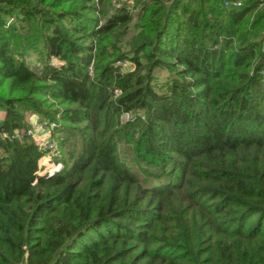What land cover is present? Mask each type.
<instances>
[{"label":"trees","instance_id":"16d2710c","mask_svg":"<svg viewBox=\"0 0 264 264\" xmlns=\"http://www.w3.org/2000/svg\"><path fill=\"white\" fill-rule=\"evenodd\" d=\"M224 1L0 0V264H264V0Z\"/></svg>","mask_w":264,"mask_h":264},{"label":"rangeland","instance_id":"374dc122","mask_svg":"<svg viewBox=\"0 0 264 264\" xmlns=\"http://www.w3.org/2000/svg\"><path fill=\"white\" fill-rule=\"evenodd\" d=\"M35 54L31 53V55L28 56V61L33 64V65H39V61L34 57ZM125 116V115H123ZM29 120L31 123L35 122V118L34 115L31 114L28 116ZM43 131H39L36 132L34 134V138L36 139V141H38L39 143H42L45 147L47 146V150L45 154H42L38 163L40 166V171H53L54 169L57 168V164L54 161L53 158V151H52V147L48 146V143L45 144V141L48 139V128H43ZM120 149L123 151H126V153L124 154L125 157L129 156L128 152L129 150L126 148V145L121 144L120 145Z\"/></svg>","mask_w":264,"mask_h":264},{"label":"built area","instance_id":"2783aa9c","mask_svg":"<svg viewBox=\"0 0 264 264\" xmlns=\"http://www.w3.org/2000/svg\"><path fill=\"white\" fill-rule=\"evenodd\" d=\"M224 3L225 4L233 3L234 5H240L241 1L240 0H232V1L228 2V0H225ZM49 125L51 126V125H53V123L51 122V123H49ZM43 128H47L46 125H44L43 123L38 122V123L34 124V126L31 128L30 132H31V134L34 137V134L36 132L43 131L44 130ZM50 145L51 144L48 143V146H50Z\"/></svg>","mask_w":264,"mask_h":264}]
</instances>
